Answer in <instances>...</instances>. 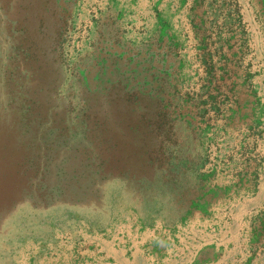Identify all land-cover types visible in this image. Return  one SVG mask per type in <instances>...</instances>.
<instances>
[{
    "label": "rangeland",
    "instance_id": "1",
    "mask_svg": "<svg viewBox=\"0 0 264 264\" xmlns=\"http://www.w3.org/2000/svg\"><path fill=\"white\" fill-rule=\"evenodd\" d=\"M263 162L264 0H0V264L192 257L202 169Z\"/></svg>",
    "mask_w": 264,
    "mask_h": 264
},
{
    "label": "crops",
    "instance_id": "2",
    "mask_svg": "<svg viewBox=\"0 0 264 264\" xmlns=\"http://www.w3.org/2000/svg\"><path fill=\"white\" fill-rule=\"evenodd\" d=\"M202 170L193 230L196 244L190 251L193 255L172 261L173 249L169 248L167 264H264V162L259 184L252 185L253 179H247L249 183L245 181L243 187L234 183L232 173L217 170L214 164ZM147 234L144 232V237ZM138 238L135 235L130 244H124L100 237L97 257L86 249L83 261L80 258L74 263L155 264L159 246L153 239L144 242Z\"/></svg>",
    "mask_w": 264,
    "mask_h": 264
}]
</instances>
